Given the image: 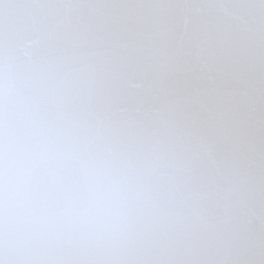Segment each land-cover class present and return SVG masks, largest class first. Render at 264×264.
<instances>
[{"label":"snow or ice","instance_id":"6c2138e0","mask_svg":"<svg viewBox=\"0 0 264 264\" xmlns=\"http://www.w3.org/2000/svg\"><path fill=\"white\" fill-rule=\"evenodd\" d=\"M0 264H264V0H0Z\"/></svg>","mask_w":264,"mask_h":264}]
</instances>
